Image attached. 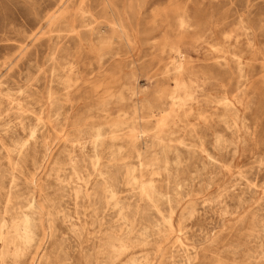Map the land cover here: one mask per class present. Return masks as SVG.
Returning a JSON list of instances; mask_svg holds the SVG:
<instances>
[{
	"label": "rangeland",
	"instance_id": "rangeland-1",
	"mask_svg": "<svg viewBox=\"0 0 264 264\" xmlns=\"http://www.w3.org/2000/svg\"><path fill=\"white\" fill-rule=\"evenodd\" d=\"M131 263L264 264V0H0V264Z\"/></svg>",
	"mask_w": 264,
	"mask_h": 264
},
{
	"label": "bare ground",
	"instance_id": "bare-ground-1",
	"mask_svg": "<svg viewBox=\"0 0 264 264\" xmlns=\"http://www.w3.org/2000/svg\"><path fill=\"white\" fill-rule=\"evenodd\" d=\"M75 1V0H74ZM106 1V0H105ZM54 3V2H53ZM104 3V2H103ZM50 7V6H49ZM67 11H68V9H67ZM71 11V10H70ZM53 17H55V13L52 15ZM74 18V17H73ZM73 21V20H72ZM111 24V23H110ZM48 25H49V23H48ZM118 26V25H117ZM50 27V26H49ZM111 27H112V25H111ZM72 28V27H71ZM122 28V27H121ZM123 30V29H122ZM113 32V31H112ZM134 33V32H133ZM126 36V35H125ZM54 39V38H53ZM126 40V39H125ZM53 41V40H52ZM128 43V42H127ZM59 44V43H58ZM54 46V45H53ZM59 46V45H58ZM57 48V47H56ZM55 48V51L57 50ZM54 49V48H53ZM55 51H54V53H55ZM55 55V54H54ZM53 55V56H54ZM131 57V56H130ZM180 63V62H179ZM184 63H186V62H184ZM182 71V70H181ZM175 86V85H174ZM180 86V85H179ZM178 86V87H179ZM181 87V86H180ZM176 89V88H175ZM159 120L160 119H158V122H159ZM162 120V119H161ZM163 124V123H162ZM160 125V124H159ZM162 128H163V126H161ZM161 129V128H160ZM97 137H99V135H97ZM43 169V168H42ZM229 170V169H228ZM104 191H107V192H109L110 193V195H111V197H114V193H113V191L112 190H110L107 186H105L104 187ZM144 192V191H143ZM96 194V193H95ZM109 195V196H110ZM107 199V198H106ZM104 200H105V198H104ZM104 204L105 205H108V203L107 202H104ZM23 219H24V221H23V224H24V228H23V230L22 229H20L19 227H17L16 228V230H15V234L14 235H16V237H22L23 239H25V240H28V239H31V237L33 236V233H32V231L30 230V227H29V224H30V219L27 217V216H24L23 217ZM22 222V221H21ZM11 234V233H10ZM6 235V234H5ZM7 235H8V233H7ZM10 237V236H9ZM7 238V237H6ZM3 239V238H2ZM11 239H13V238H11ZM113 239V238H112ZM119 240V239H118ZM10 241V240H9ZM19 241V240H18ZM22 241V240H21ZM7 242V241H6ZM30 242H32V241H30ZM16 243V242H15ZM18 243V242H17ZM110 245V244H109ZM108 244H107V246H109ZM110 247V246H109ZM10 248V247H9ZM13 248H15V247H13ZM19 248V247H18ZM24 249V248H23ZM16 250V249H15ZM119 250V249H118ZM10 251V250H9ZM12 251V250H11ZM25 251V250H24ZM23 251V252H24ZM116 252V251H115ZM3 253V252H2ZM17 253V252H16ZM20 253V252H19ZM18 253V254H19ZM22 253V252H21ZM5 254V253H4ZM9 255V254H8ZM11 255V254H10ZM109 255V254H108ZM7 256V255H6ZM12 256V255H11ZM14 256V255H13ZM12 256V257H13ZM2 257H3V255H2ZM15 259V258H14ZM34 259H36V258H34ZM20 263V262H19ZM133 263V262H132ZM131 263V264H132Z\"/></svg>",
	"mask_w": 264,
	"mask_h": 264
}]
</instances>
